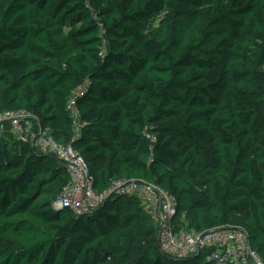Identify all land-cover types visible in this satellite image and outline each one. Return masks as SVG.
<instances>
[{
  "label": "trees",
  "instance_id": "obj_1",
  "mask_svg": "<svg viewBox=\"0 0 264 264\" xmlns=\"http://www.w3.org/2000/svg\"><path fill=\"white\" fill-rule=\"evenodd\" d=\"M19 110L96 192L156 184L177 225L244 229L264 262V0H0V113ZM14 140L0 132V264H214L164 254L136 196L55 209L66 165Z\"/></svg>",
  "mask_w": 264,
  "mask_h": 264
},
{
  "label": "built area",
  "instance_id": "obj_2",
  "mask_svg": "<svg viewBox=\"0 0 264 264\" xmlns=\"http://www.w3.org/2000/svg\"><path fill=\"white\" fill-rule=\"evenodd\" d=\"M77 95L69 99L68 110L80 131ZM0 132L14 135L23 144H30L43 153L53 154L67 167L70 181L54 203L55 209L70 210L82 216L97 209L111 195H133L142 203L157 225L160 250L171 257L184 259L205 253V261L214 264H264L251 247L248 233L241 228L221 226L206 232L188 230L176 224V199L153 183L144 181L115 182L104 194L94 189L91 172L85 160L71 146L57 143L48 129L42 128L31 113L19 110L0 113ZM152 143L156 138L146 135Z\"/></svg>",
  "mask_w": 264,
  "mask_h": 264
},
{
  "label": "rangeland",
  "instance_id": "obj_3",
  "mask_svg": "<svg viewBox=\"0 0 264 264\" xmlns=\"http://www.w3.org/2000/svg\"><path fill=\"white\" fill-rule=\"evenodd\" d=\"M14 142H18V141L15 139ZM182 226H183V223H182ZM182 226H180V227H182Z\"/></svg>",
  "mask_w": 264,
  "mask_h": 264
},
{
  "label": "water",
  "instance_id": "obj_4",
  "mask_svg": "<svg viewBox=\"0 0 264 264\" xmlns=\"http://www.w3.org/2000/svg\"><path fill=\"white\" fill-rule=\"evenodd\" d=\"M200 255V254H199ZM199 255H197L196 257H199Z\"/></svg>",
  "mask_w": 264,
  "mask_h": 264
},
{
  "label": "bare ground",
  "instance_id": "obj_5",
  "mask_svg": "<svg viewBox=\"0 0 264 264\" xmlns=\"http://www.w3.org/2000/svg\"><path fill=\"white\" fill-rule=\"evenodd\" d=\"M200 255H201V254H200ZM200 255H199V256H200Z\"/></svg>",
  "mask_w": 264,
  "mask_h": 264
}]
</instances>
